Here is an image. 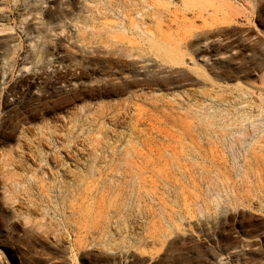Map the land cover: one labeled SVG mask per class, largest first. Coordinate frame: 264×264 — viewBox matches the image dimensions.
<instances>
[{"label": "rangeland", "instance_id": "obj_1", "mask_svg": "<svg viewBox=\"0 0 264 264\" xmlns=\"http://www.w3.org/2000/svg\"><path fill=\"white\" fill-rule=\"evenodd\" d=\"M0 264H264V0H0Z\"/></svg>", "mask_w": 264, "mask_h": 264}, {"label": "bare ground", "instance_id": "obj_2", "mask_svg": "<svg viewBox=\"0 0 264 264\" xmlns=\"http://www.w3.org/2000/svg\"><path fill=\"white\" fill-rule=\"evenodd\" d=\"M56 157V156H55ZM50 172V171H49Z\"/></svg>", "mask_w": 264, "mask_h": 264}]
</instances>
